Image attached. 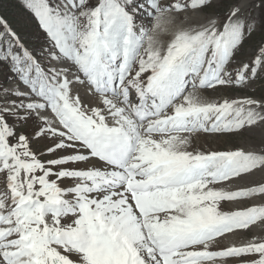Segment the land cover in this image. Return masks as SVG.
Returning <instances> with one entry per match:
<instances>
[{
    "label": "snow or ice",
    "instance_id": "1",
    "mask_svg": "<svg viewBox=\"0 0 264 264\" xmlns=\"http://www.w3.org/2000/svg\"><path fill=\"white\" fill-rule=\"evenodd\" d=\"M211 4L19 0L16 27L0 15V264H264V239L210 248L264 223V203H246L264 200V132L189 150L264 129V98L201 96L264 72V0L159 39Z\"/></svg>",
    "mask_w": 264,
    "mask_h": 264
},
{
    "label": "rangeland",
    "instance_id": "2",
    "mask_svg": "<svg viewBox=\"0 0 264 264\" xmlns=\"http://www.w3.org/2000/svg\"><path fill=\"white\" fill-rule=\"evenodd\" d=\"M242 0H212V4L208 8H204L202 11L189 10L181 13L179 17H174L171 22L166 25L164 31L159 34V39L162 45H166L170 40L173 32L177 28H195L201 24L207 22L208 17L214 16L220 19L226 15L228 10L233 7L234 4H240ZM95 0H93V3ZM245 11L247 9H244ZM23 10L19 6V0H0V15L13 26L16 27L18 20L23 15ZM36 31V29H33ZM42 36V33H41ZM262 38V33L254 32L245 42L243 48L237 53L233 68L239 67L242 63L250 62L257 54V49ZM34 39V38H33ZM235 72H233V75ZM203 99L210 100L212 102L221 101L223 99H240L245 97H251L255 99L264 98V72H259L257 77L254 78L251 83L245 86L217 88L216 90H207L201 93ZM262 132L264 129H255L251 133H245L240 137H227L216 136L211 134H200L194 136L192 148L189 150L200 151H222L229 150L235 147H254L259 146L261 142ZM259 174V175H258ZM251 178V179H250ZM252 181H261V173L257 172L253 177H249ZM228 187V186H225ZM264 203L259 197H254L246 203ZM233 206L228 203H223L221 210H232ZM234 237V238H233ZM230 238V239H229ZM228 242L232 239H242L246 242L250 239H264V223L257 222L251 226L250 230L237 233L235 236H229ZM233 245V244H232ZM240 245V244H235ZM231 246L225 244L224 239H219L210 245L212 250H219L220 248ZM217 264H222V261L218 260ZM228 264H235V261L229 260Z\"/></svg>",
    "mask_w": 264,
    "mask_h": 264
},
{
    "label": "bare ground",
    "instance_id": "3",
    "mask_svg": "<svg viewBox=\"0 0 264 264\" xmlns=\"http://www.w3.org/2000/svg\"><path fill=\"white\" fill-rule=\"evenodd\" d=\"M247 3V0H242L241 1V3H240V5H244V4H246ZM257 174V173H256ZM259 175V174H258ZM253 177V176H252ZM251 179V178H250ZM255 203V202H254ZM228 238H229V236H227L226 238H224V241H225V244H227V245H230L231 244V246H232V244L234 245V244H242V242H243V240L242 239H232V241L231 242H228L229 240H228ZM234 238V237H233ZM230 239V238H229ZM228 240V241H227Z\"/></svg>",
    "mask_w": 264,
    "mask_h": 264
}]
</instances>
